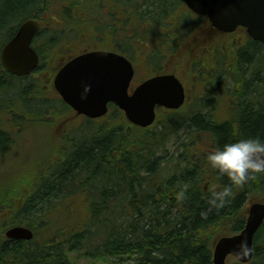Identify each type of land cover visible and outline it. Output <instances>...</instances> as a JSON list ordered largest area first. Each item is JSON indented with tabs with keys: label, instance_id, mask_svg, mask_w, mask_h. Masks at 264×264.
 <instances>
[{
	"label": "trees",
	"instance_id": "16d2710c",
	"mask_svg": "<svg viewBox=\"0 0 264 264\" xmlns=\"http://www.w3.org/2000/svg\"><path fill=\"white\" fill-rule=\"evenodd\" d=\"M48 1L0 0V51L18 25L47 14ZM145 8L152 16L162 7ZM180 45L171 69L204 77L196 100L180 110H160L154 125L146 129L132 125L113 107L106 118L87 120L89 134H84L85 126L75 128V136L66 137L69 146L49 155L34 175L17 183L0 182V226L22 225L35 231L32 243L1 240L0 264H74L69 255L77 251L112 264H212L218 238L244 228L248 204L264 202V173L233 185L207 155L237 139H264V47L252 40L237 49L236 44L226 46L231 51L225 61L234 56L228 67L236 73L232 82L237 84L234 91L230 88L227 111L220 113L219 62L211 68L205 62L196 66L192 60L196 54H190L197 50ZM46 61L42 59V68L27 77L10 75L0 61L1 155L27 143L22 121L30 120L26 113L30 102H38L49 116L64 113L58 102L65 104L51 93L55 69ZM15 80L20 89L5 97ZM44 114L42 118L47 117ZM58 139L51 140L53 145ZM49 159H56L59 166L48 164ZM185 184L184 198L178 199L176 193ZM226 185H232L228 202L202 215L212 191ZM80 200L83 210L76 209ZM62 208L75 211L80 221L72 223L71 214L52 215ZM254 248L248 264H264V224Z\"/></svg>",
	"mask_w": 264,
	"mask_h": 264
},
{
	"label": "water",
	"instance_id": "95a60500",
	"mask_svg": "<svg viewBox=\"0 0 264 264\" xmlns=\"http://www.w3.org/2000/svg\"><path fill=\"white\" fill-rule=\"evenodd\" d=\"M183 1L195 13L207 16L220 31L231 33L244 27L249 36L264 44V0ZM38 29L36 20L26 21L3 47L1 60L11 74L27 76L37 68L39 57L31 43ZM133 76V64L125 57L93 51L66 64L56 75L54 86L77 115L101 118L108 114L109 104L114 103L125 112L129 122L144 128L154 124L158 107L179 109L186 101L185 88L173 74L150 78L130 94ZM263 223L264 202H253L242 231L224 235L216 242L212 264H228L230 256L240 263H250L254 238ZM6 236L13 240H32L34 232L24 226H14L6 231ZM241 241H246L247 253L240 250Z\"/></svg>",
	"mask_w": 264,
	"mask_h": 264
},
{
	"label": "flooded vegetation",
	"instance_id": "af4514ba",
	"mask_svg": "<svg viewBox=\"0 0 264 264\" xmlns=\"http://www.w3.org/2000/svg\"><path fill=\"white\" fill-rule=\"evenodd\" d=\"M147 4L162 8L151 16L145 12ZM54 13L57 18L52 17ZM36 20L39 29L31 44L39 56L36 70L42 68L40 64L44 58L48 60V65L52 64L56 74L81 54L110 51L125 56L133 63L135 75L130 92L147 79L168 73L176 74L187 91V82L193 89L202 87L204 77L189 76L171 69L177 59L176 46L179 43L183 46L182 41L186 40L188 48L197 50L190 54H196L192 56L194 65L207 64L205 53L209 50L212 66L218 62L229 64L225 61V48L232 38L234 44L240 46L252 40L244 29L232 34L218 31L207 18L193 13L181 0H50L47 14ZM239 31L244 35H238ZM149 67L157 72L136 81L137 73H152ZM203 70L206 71V68ZM225 77L224 74L220 76V83L225 84ZM207 78L210 79L209 74ZM51 89L52 94H57L53 82ZM193 99L196 100V94Z\"/></svg>",
	"mask_w": 264,
	"mask_h": 264
},
{
	"label": "rangeland",
	"instance_id": "374dc122",
	"mask_svg": "<svg viewBox=\"0 0 264 264\" xmlns=\"http://www.w3.org/2000/svg\"><path fill=\"white\" fill-rule=\"evenodd\" d=\"M205 57L207 59V65L210 68L212 62L210 60L209 56V50L206 51ZM150 71L152 73L146 74H140L137 73L136 75V81L144 80L147 77L155 74L157 70H155L152 67H149ZM224 66H222V69L224 70ZM154 69V71H153ZM227 75L225 77V84H221V86L218 87L219 90V98L221 97V94H226L227 91L230 90L231 84H232V75H229L225 72ZM239 75L237 74V77ZM15 86L13 89H10V92L7 96H12L15 94L16 91H18L20 88L19 82L15 80ZM230 85V86H229ZM243 88V87H242ZM47 91V90H45ZM44 91V92H45ZM231 91V90H230ZM195 93V92H192ZM218 93V92H216ZM227 95L224 100L227 99ZM223 100V102H224ZM38 102L32 101L30 102V105L26 108V113L29 116L30 120L24 119L22 121V125L24 126V132L23 136L26 137L27 143L24 145H14L11 146L8 150V153L6 155L0 154V182H3V179H5L6 183H17L22 179V177L27 175H34L37 173L39 168L41 167L42 163L46 161L47 157L49 155H54L55 151H63L69 144L67 145L66 137H62L63 134L70 133V136L74 137L75 133L70 132V130L79 128L80 126L86 127L84 129V134H89L91 131H89L87 128V119L84 116H77L75 117L72 114V111L68 108H65L63 104L58 102L59 104V110L64 113H57L56 119H49L48 117L45 119L41 117L43 112L45 111V108H43L41 105L37 104ZM216 101L213 102L215 104ZM223 107L219 109V112H226L227 111V104H222ZM46 115V114H44ZM66 122V127H68V130H66L65 127H60V124ZM80 124V125H78ZM66 132V133H65ZM61 137L58 140L55 141L53 145L51 140H54L55 137ZM17 136L16 138H18ZM4 156L10 160L9 164L6 163V161L3 159ZM57 164V161L55 159H49L48 164ZM82 196V195H81ZM80 197V196H79ZM77 204L76 209L79 210L80 208L83 210V200L75 202ZM73 206L75 207V204L73 203ZM59 216V215H68L71 214L72 216H75V218L72 220V223H77L80 221V216L76 217L75 211H70L68 208H62L59 210H56L52 213V215ZM87 225V221H85L81 225V229H84ZM54 231V229H52ZM94 248V244L90 247L92 250ZM84 253V252H83ZM81 252H72L70 253V259H72L75 264H112L111 260L103 261V260H94L85 256L81 255ZM228 263L232 264V260L228 258ZM118 264V263H117Z\"/></svg>",
	"mask_w": 264,
	"mask_h": 264
},
{
	"label": "clouds",
	"instance_id": "9594fccd",
	"mask_svg": "<svg viewBox=\"0 0 264 264\" xmlns=\"http://www.w3.org/2000/svg\"><path fill=\"white\" fill-rule=\"evenodd\" d=\"M207 160L218 169L221 174L227 175L233 185L243 184L256 174L264 173V139L260 137H246L237 139L234 142L225 143L210 151ZM188 185L176 193L178 199H183ZM232 192V185H226L218 190H214L208 200L209 208L202 212L207 215L212 208L219 209L227 202ZM240 250L247 253L246 241H241Z\"/></svg>",
	"mask_w": 264,
	"mask_h": 264
}]
</instances>
